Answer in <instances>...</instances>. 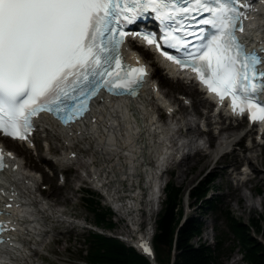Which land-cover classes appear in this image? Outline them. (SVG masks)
I'll return each instance as SVG.
<instances>
[{
    "label": "snow or ice",
    "instance_id": "obj_1",
    "mask_svg": "<svg viewBox=\"0 0 264 264\" xmlns=\"http://www.w3.org/2000/svg\"><path fill=\"white\" fill-rule=\"evenodd\" d=\"M248 7L240 0H0V135L27 139L42 113L68 125L102 92L135 97L146 72L123 62L129 35L190 69L219 101L230 99L233 114L264 122V46L237 36L248 18L240 9ZM146 15L159 33L128 31ZM140 248L151 255L147 242Z\"/></svg>",
    "mask_w": 264,
    "mask_h": 264
},
{
    "label": "bare ground",
    "instance_id": "obj_2",
    "mask_svg": "<svg viewBox=\"0 0 264 264\" xmlns=\"http://www.w3.org/2000/svg\"><path fill=\"white\" fill-rule=\"evenodd\" d=\"M262 2L264 3V0L259 1L254 11H258L260 7H263ZM249 29L248 37L253 41H258L261 45L264 44V17L255 14V19L251 22ZM134 44L132 41L129 47L133 48V50L136 49L139 52L138 56L137 54H128L127 57L146 62L144 57L149 53V50ZM146 64L149 70H152V67L147 62ZM170 78L171 81L175 79L174 77L172 79V76ZM174 82L179 84L180 89L187 95L185 99L189 100L187 103L189 106L180 107L172 114H170L171 108H173L172 103L165 99L166 94L162 93L160 84L158 83L159 88L156 89L157 83L150 79L136 99H109L106 97L99 99L89 117L72 128L62 129L53 122L42 119L39 122L38 129L43 128L42 132L49 135L50 138H54L57 144L60 145L59 149L62 151L61 160L73 161V164L77 165V169L86 172L88 179H92L91 181L95 182L96 186L99 187L102 183L103 189L105 187L108 188V195L110 194V196H115V194L120 192L118 179L115 180L114 170L116 167L121 170L120 175L126 177L128 184L137 181L138 176L144 171L145 180L149 188L147 191L148 198L145 202L142 200L143 203L134 200V204L136 206L138 204L141 205L150 220L155 212V202H157L155 195L157 191L161 193L163 187L162 176L164 175L158 176L155 174L156 169L161 167V162L156 165L152 163H156L159 158V161L164 159L167 150L164 145L170 144L177 152L182 150V153L187 148L188 153L183 155L179 162L174 165H172L173 163L171 164V172L176 168V171L178 170L177 178L182 179L187 175L188 169L191 167L193 155L197 157L196 160H205L208 157L210 158L215 151L222 152L225 146L235 144L238 141L237 139L231 141V139L238 131L239 125L237 126V124L239 121L234 125L231 124L234 121L223 124L224 120H222L219 125V122H216L217 118L212 115L210 102L203 97L201 92L183 80L177 79ZM180 99L182 101L181 97ZM201 108L206 109L207 112H202ZM163 109L168 114L166 120L163 119ZM181 110L191 117L182 116ZM159 119H162L161 124H159ZM201 119L204 120L205 125L208 127L204 132L200 131L198 125ZM213 126H217L216 133H212ZM249 131L246 134H249ZM200 140L203 141L202 145ZM0 142L5 147L9 146L11 150L21 153H28V149H32L19 141L5 137H0ZM205 144H208L209 150L206 149ZM254 147L255 144H251L245 149ZM263 148L264 143L261 145V150ZM33 149L36 152L39 151L38 139ZM49 149L55 150L52 146ZM194 149L195 152L190 153ZM261 154L263 155V152L260 155L257 154L256 157L243 154L242 159L249 165L253 177L248 174L246 180L240 184L245 186L252 180L256 182L263 179L262 181H264L260 170L253 162V158H258ZM80 156L82 157L80 158ZM234 156L231 158L234 160L233 162L235 163H232L235 166L242 159L233 158ZM222 159L228 162L229 156L225 154L223 157L216 159L214 168L211 171L212 174L223 172L231 176L236 169H232L229 172L227 169L229 162L223 165L222 169L217 168L218 163ZM96 162L99 163L98 167H96ZM110 163L111 165H108ZM10 164L15 167V170L6 173L0 180L2 181L0 184V205L4 213L9 215L13 225L11 226L12 231L9 232L7 237V244L0 247V264H37V262H40L42 252L45 250L46 238L43 237L52 230H43L42 224L48 227V218H56V220L61 222L68 220L60 219L66 215L65 211L56 210L55 204L50 203L52 200L49 197L43 198V195L38 192L40 179L32 172L26 173L20 156L14 157ZM181 165H185L187 169L183 170ZM238 174H241V172ZM42 178L45 179V176L42 175ZM254 192L258 193L259 190L254 189ZM240 197L243 198L241 203ZM108 198L110 200V197ZM248 198L246 194L241 192L239 198L236 199L240 208L249 205L247 204ZM128 202L130 205L125 206V209L126 213L131 215L128 211L132 203L131 199H128ZM118 209L124 211V208L118 207ZM139 209H137L135 214L136 218L140 213ZM135 217L133 215L134 219ZM138 223L139 219L138 222L132 225L136 226ZM131 230L133 234L135 232L133 236H135L134 240L136 243L145 240L147 236L149 237L152 234L148 231L141 233L138 227H133ZM119 238L120 240L123 239L122 241L127 245L133 244V237L131 240ZM33 246L36 247L33 248Z\"/></svg>",
    "mask_w": 264,
    "mask_h": 264
},
{
    "label": "rangeland",
    "instance_id": "obj_3",
    "mask_svg": "<svg viewBox=\"0 0 264 264\" xmlns=\"http://www.w3.org/2000/svg\"><path fill=\"white\" fill-rule=\"evenodd\" d=\"M144 58L152 67V78L158 81L162 93L166 94L165 99L168 102H171L174 108H180L184 106L188 107L189 104L187 103L189 102V100L185 101V97H187V95H185V92L180 89V85L174 82L176 80L172 78L173 81H171V78L162 72L158 64L152 60L150 52ZM180 97L182 98V101ZM201 111L204 113L207 112V110L204 108H201ZM162 112H164V110H162ZM180 112H182V110ZM182 116H186L188 118L191 117L189 115H186L185 111L182 112ZM163 117L164 120L168 118L167 114H163ZM228 122L229 120L226 119L223 121V124H228ZM231 124L236 125L235 122H231ZM198 125L199 128L207 127L203 119L199 121ZM237 126L238 131L231 139V141L237 138H241V140L231 146V148H233L232 152H228L230 148L228 146L229 148H224V152L220 153L219 151H215L216 153L214 152L213 155L210 156V158L208 157L205 160L203 159L204 161L202 159L196 160L197 157L192 154L193 156L191 167L188 169L186 175L187 177L185 176L182 179L179 177L177 178L178 170L176 171V168L172 172L168 171L167 173H164L166 180H170V182H173V184L179 187L181 191V206L183 208V212L180 218V223L185 220L184 217L189 215H198L199 219L202 222L201 234L199 235V237H195L193 239V242L197 243L201 240L209 244L211 247H215L216 239L221 238L220 240L222 242V245L221 251L217 257V264H245L244 262H242L238 243L234 240V235L228 228V222L225 219V214L227 212H230L234 218L243 219L245 222H248L250 218H261L260 214H263L264 212L263 179L256 182L252 180L245 186L240 184L238 181V178L240 176L238 173L242 171L241 166L244 164L247 165L250 176L253 177L252 170L249 168V165L245 160L242 159L243 154L256 157L257 154L260 155V153L263 152V155L261 154V156H259L258 158H253V162L260 170L262 178H264V148L261 150V145L264 143V135L262 138H260L261 135L256 134V129H250L240 122H238ZM216 127L217 126L212 127V133L217 132ZM249 129V134H245L243 137L240 136L242 133H246ZM38 135V152H36L34 149H28V153H21L19 151L15 152L18 154V156L21 157V161L23 163L22 165L26 173L33 172L41 180V182H39L38 192L43 195V198L49 197L52 200L50 201V203L55 204L56 210H64L66 215L60 219H65L68 221L61 222L56 220V218H48V227L42 224L43 230H52L49 233L45 232L46 235L43 237L46 238L45 250L42 252L41 260L40 262H37V264H86L83 259V256L86 254L87 246V244L84 242V239L93 231H96V233L97 231H100L107 236L109 235L117 238L121 237V239H130L133 237V240L135 239V236H133L135 232L133 234V231L131 230L133 227H138L139 232L141 233L145 231L150 232V234L154 233V222L162 210L163 198L165 195L164 192L158 198V203L155 202V212L150 220L147 218L146 212H144L143 209V212L140 211L137 218L135 217V214L137 213L136 210L129 216L128 214H126V210L124 209V211L119 212L121 217L119 218V216L115 214V212L109 207L108 198L107 196L103 195L105 193L100 190L98 186H96L95 182L88 181L86 172H82L77 169V165L73 164V161L67 162L61 160L62 151L59 149L60 145L57 144L56 140L54 138H50L49 135L44 132H40ZM251 144H255V147L245 149V147L250 146ZM205 145L206 149H208V144ZM51 146L55 150H50L49 148ZM6 147L10 149L9 146ZM225 154L229 156V163L225 160L223 161L222 159V161L218 163L219 165L217 166V168L222 169L223 165H226L228 163L227 169L229 172L232 169H236L234 170V172L232 171L234 175L232 173L231 176H228L223 172L212 174L211 171L214 168V162L216 161V159L223 157V155ZM233 155L236 156H234L233 158L242 159V163L239 161L234 166L233 163L235 162H233L234 160L231 158ZM81 157L82 156H80V158ZM88 159L91 160V158L89 157ZM172 163L171 164L174 165L177 162L173 161ZM108 165H111V163ZM98 166L99 163L96 162V167ZM181 168L183 170L187 169L185 165H181ZM120 171L121 170H118L117 167L115 168V180L118 179L119 190H122L123 188L122 193L124 194L127 193L129 189H131V186L128 184V181L122 182V175H120ZM42 175L45 176V179L42 178ZM207 178L210 180L212 179L211 186L209 187L207 194L208 197L210 199H213L216 203V212L209 211L206 208H196L198 203L193 199L187 197L189 191L194 186H196L197 183H200ZM140 179L142 185L144 182L143 176H140ZM145 183H147L146 180ZM146 186L148 187V183L146 184ZM83 188L91 189L94 193L95 200H98L103 208H109L112 211V220L115 224L113 228H106L102 225L97 226L94 223V215L83 201ZM254 189L257 191L259 189V192L255 193ZM143 191L144 190H142V192ZM129 192L131 194V191ZM241 192L249 197L247 200V204L249 205L245 206L244 208H240L239 202H237L236 200L237 198H239ZM147 198L148 192H146V194H144L141 199L145 202ZM242 201L243 198L240 197V203ZM187 204H189V207H187ZM128 205H130L129 202ZM203 210L204 212H202ZM201 212L203 213V215H200ZM133 215L135 219L133 218ZM138 219L139 225L136 224V226H133L132 224L138 222ZM74 221H78L80 225L83 224L87 226H78L76 223H74ZM223 230L226 235L223 234ZM252 234L258 239H261L258 234H254V232ZM152 237L153 235L151 234V238ZM36 246H33V248ZM156 264L160 263L156 262Z\"/></svg>",
    "mask_w": 264,
    "mask_h": 264
},
{
    "label": "trees",
    "instance_id": "obj_4",
    "mask_svg": "<svg viewBox=\"0 0 264 264\" xmlns=\"http://www.w3.org/2000/svg\"><path fill=\"white\" fill-rule=\"evenodd\" d=\"M211 180L207 178L197 183L187 196L198 203L196 208H206L216 212V203L207 194ZM83 190V201L93 213L94 223L97 226L113 228L115 224L112 220V211L109 208H103L100 202L95 200L91 189ZM164 193L163 207L155 219L152 237L156 262L217 264L222 245L221 238L216 239L215 247L201 240L194 243L193 239L201 234L202 222L199 216L189 215L184 222L180 223L183 212L180 188L169 181L164 188ZM202 212L200 215H203ZM260 217L250 218L248 222H245L243 219L234 218L230 212L225 214L228 228L238 243L241 259L245 264H264V212L260 214ZM253 232L261 239L255 237ZM223 234H225L224 230ZM84 242L87 244L86 254L83 256L86 264H151L147 257L114 236L93 231L85 237Z\"/></svg>",
    "mask_w": 264,
    "mask_h": 264
}]
</instances>
